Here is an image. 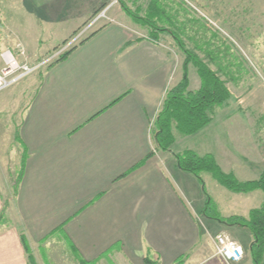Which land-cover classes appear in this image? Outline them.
Wrapping results in <instances>:
<instances>
[{
	"label": "crops",
	"instance_id": "0c3cea01",
	"mask_svg": "<svg viewBox=\"0 0 264 264\" xmlns=\"http://www.w3.org/2000/svg\"><path fill=\"white\" fill-rule=\"evenodd\" d=\"M28 1L34 3L29 16L7 18L0 34L52 33L68 20L64 9L71 8L65 34L72 36L111 2ZM109 13L91 38L46 70L18 125L0 120V173L8 170L9 152L19 154L20 168L27 155L18 194L0 225V264H30L22 233L37 264H55L58 253L42 245L57 240L70 244L71 264H146L148 253L162 264H179L183 255L182 264H226L210 242L221 232L250 252L248 229L204 215L207 196L223 214L221 201L203 192L205 172H186L175 157L187 148L211 152L222 166L216 149L221 135L205 132L214 120L193 135L174 130L173 148L156 152L154 122L168 88L182 78L184 59L148 38V30L122 6ZM4 50L0 46V69ZM196 135L197 143H184ZM180 140L183 149L176 147ZM226 171L241 178L234 168ZM223 196L233 205L239 197L244 205L257 201L251 209L264 203L261 190H228ZM3 208L0 187V213Z\"/></svg>",
	"mask_w": 264,
	"mask_h": 264
},
{
	"label": "rangeland",
	"instance_id": "374dc122",
	"mask_svg": "<svg viewBox=\"0 0 264 264\" xmlns=\"http://www.w3.org/2000/svg\"><path fill=\"white\" fill-rule=\"evenodd\" d=\"M113 1L111 0L108 6H111ZM149 1L120 0L112 6H122L124 10L125 4L134 11L140 6L143 13ZM160 3L164 4L168 13L165 15L166 24H170V19L175 22L174 29L179 33L181 31L187 45L218 72L232 93L225 105L214 109L215 124L205 131L207 136L216 132L221 135L216 149L220 154L222 166L226 170H237L241 179H254L255 175L264 170V0H160ZM108 6H103L95 16ZM33 7L34 3L28 0H0V28L3 26L1 23L9 17H28ZM73 11L75 10L71 11V8L64 9L62 16L68 20H63L62 23L65 24L52 33L0 34V46L5 50L10 46L20 61L39 66L34 72L0 91V105H3L0 120L9 119L13 127L18 125L23 110L35 95L47 66L58 57L60 48L64 46L63 42L75 35L65 34L71 27L69 23L72 22L70 15ZM107 14V18L93 25L73 44L106 22L109 19V10ZM78 32L79 30H76V33ZM161 42L173 49L179 57L185 58L171 34L164 33ZM209 52L216 56V61L210 59ZM190 76L191 88L194 89L199 78L193 65L190 66ZM8 133L10 131H7ZM199 136L187 137V142L184 143L191 140L197 143ZM184 143L180 140L176 147L183 149ZM155 149L160 153L168 152L158 150L156 146ZM8 158V170L0 173L4 200L13 199V180L20 170L19 154L9 152ZM204 174L207 185L203 183V192H208L221 201L223 214L248 215L251 208L258 205L255 200L244 205L242 197H239V202L231 204L226 200L227 197L223 196V192L228 190L210 173ZM216 235H211L212 240L210 239L215 251ZM241 241L246 245L244 240ZM44 246L60 256L53 261L55 264L74 262L71 258L72 249L67 241L57 240L49 246L42 245ZM250 256V252L245 251L242 262H253Z\"/></svg>",
	"mask_w": 264,
	"mask_h": 264
},
{
	"label": "trees",
	"instance_id": "16d2710c",
	"mask_svg": "<svg viewBox=\"0 0 264 264\" xmlns=\"http://www.w3.org/2000/svg\"><path fill=\"white\" fill-rule=\"evenodd\" d=\"M123 6L124 10L135 22L147 28L148 38L156 42H161L164 33L171 34L185 55L182 64V78L168 88L153 128L156 148L161 151H170L176 142L174 130H178L184 135H193L200 132L214 120V109L218 106L225 105L231 98L232 93L226 81L220 77L218 72L212 69L193 48L187 45L181 35V31L179 33L174 29L173 24L175 22L170 19V24H166L165 15L168 13L164 4L160 3V0H150L143 13L140 6L137 7L136 11L125 4ZM99 28L93 30L80 41L69 47V49L61 53L47 66V69L59 61L64 60L74 49L91 38ZM67 42L68 39L63 44ZM208 54L211 60H217L212 52ZM191 65L195 67L196 73L201 81L197 89L191 88ZM175 157L179 167L184 171L197 176L208 172L221 185L232 192L249 193L255 190L264 192V170L259 177L244 180L239 178L235 171L224 170L216 156L211 152L199 154L195 150L187 148L180 152H175ZM26 159L27 155L23 153L21 168L13 180V198L18 194ZM10 200L9 198L4 200V208L0 213V225L7 221L6 210ZM203 213L205 216L220 222L248 229L253 235L252 247H250V254L253 259L252 264H264V203L260 207L251 209L248 215L232 214L224 216L219 210L216 201L208 196ZM21 238L30 264H37L31 246L24 233L21 234ZM185 256L183 255L178 259L179 264L184 262ZM145 262L146 264H162L160 257L151 253L146 254ZM83 263L88 264L87 262Z\"/></svg>",
	"mask_w": 264,
	"mask_h": 264
},
{
	"label": "built area",
	"instance_id": "2783aa9c",
	"mask_svg": "<svg viewBox=\"0 0 264 264\" xmlns=\"http://www.w3.org/2000/svg\"><path fill=\"white\" fill-rule=\"evenodd\" d=\"M119 1L120 0H114L111 6L115 3H118ZM111 6L109 5L107 8L99 12L90 20V22H88L81 30H79V32L76 33L73 38L68 40L66 44H63L64 46L60 48L58 56L65 50L69 49V47L72 46L73 42L87 30L92 28L93 25L98 23L103 18H107V13ZM21 53L22 55L25 54L23 50L21 51ZM2 59L3 66L0 69V91L8 87L9 85L21 80L28 74L34 72L39 67L38 65H33L26 61H20L17 56L8 49L2 54ZM215 238L216 255L221 257L226 262V264H237L244 260L245 248L241 243L230 238L224 232L218 233Z\"/></svg>",
	"mask_w": 264,
	"mask_h": 264
},
{
	"label": "bare ground",
	"instance_id": "6f19581e",
	"mask_svg": "<svg viewBox=\"0 0 264 264\" xmlns=\"http://www.w3.org/2000/svg\"><path fill=\"white\" fill-rule=\"evenodd\" d=\"M5 51H7V50H5ZM5 51H4V52H5ZM4 52H3V53H4ZM3 53H2V54H3Z\"/></svg>",
	"mask_w": 264,
	"mask_h": 264
},
{
	"label": "water",
	"instance_id": "95a60500",
	"mask_svg": "<svg viewBox=\"0 0 264 264\" xmlns=\"http://www.w3.org/2000/svg\"><path fill=\"white\" fill-rule=\"evenodd\" d=\"M210 199V198H209ZM251 247H252V245H251Z\"/></svg>",
	"mask_w": 264,
	"mask_h": 264
},
{
	"label": "flooded vegetation",
	"instance_id": "af4514ba",
	"mask_svg": "<svg viewBox=\"0 0 264 264\" xmlns=\"http://www.w3.org/2000/svg\"><path fill=\"white\" fill-rule=\"evenodd\" d=\"M252 261H253V259H252Z\"/></svg>",
	"mask_w": 264,
	"mask_h": 264
}]
</instances>
